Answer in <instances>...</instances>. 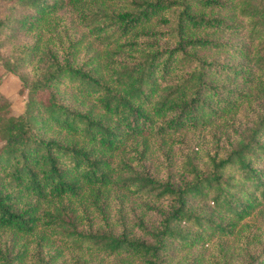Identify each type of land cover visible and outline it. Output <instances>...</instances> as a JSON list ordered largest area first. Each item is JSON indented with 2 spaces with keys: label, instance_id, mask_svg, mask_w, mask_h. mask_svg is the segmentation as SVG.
Masks as SVG:
<instances>
[{
  "label": "trees",
  "instance_id": "trees-1",
  "mask_svg": "<svg viewBox=\"0 0 264 264\" xmlns=\"http://www.w3.org/2000/svg\"><path fill=\"white\" fill-rule=\"evenodd\" d=\"M0 60V264H264V0H0Z\"/></svg>",
  "mask_w": 264,
  "mask_h": 264
},
{
  "label": "rangeland",
  "instance_id": "rangeland-1",
  "mask_svg": "<svg viewBox=\"0 0 264 264\" xmlns=\"http://www.w3.org/2000/svg\"><path fill=\"white\" fill-rule=\"evenodd\" d=\"M2 15L5 13L1 9ZM27 69L24 67L22 71ZM0 92L7 98L11 112L13 114H20L29 100L26 93L21 92L19 79L16 75L6 71L0 60Z\"/></svg>",
  "mask_w": 264,
  "mask_h": 264
}]
</instances>
